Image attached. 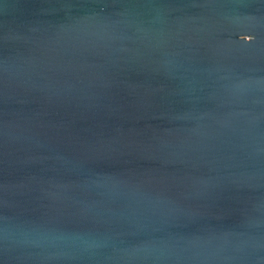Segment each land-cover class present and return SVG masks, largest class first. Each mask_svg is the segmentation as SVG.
Instances as JSON below:
<instances>
[{"label":"water","instance_id":"obj_1","mask_svg":"<svg viewBox=\"0 0 264 264\" xmlns=\"http://www.w3.org/2000/svg\"><path fill=\"white\" fill-rule=\"evenodd\" d=\"M0 264H264V0H0Z\"/></svg>","mask_w":264,"mask_h":264}]
</instances>
